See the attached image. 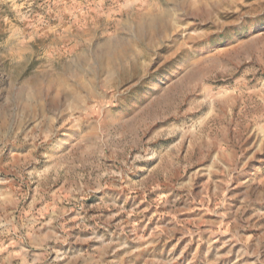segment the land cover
<instances>
[{
    "label": "rangeland",
    "instance_id": "obj_1",
    "mask_svg": "<svg viewBox=\"0 0 264 264\" xmlns=\"http://www.w3.org/2000/svg\"><path fill=\"white\" fill-rule=\"evenodd\" d=\"M186 1L0 0V264H264V0Z\"/></svg>",
    "mask_w": 264,
    "mask_h": 264
},
{
    "label": "bare ground",
    "instance_id": "obj_2",
    "mask_svg": "<svg viewBox=\"0 0 264 264\" xmlns=\"http://www.w3.org/2000/svg\"><path fill=\"white\" fill-rule=\"evenodd\" d=\"M175 1L176 0H170V2H175ZM188 2H189V0L186 1V3H188ZM168 18H170V13L168 10H162V9H160V8L158 9L156 7L151 8L148 11L144 12L143 14L135 17L133 19V22L135 24V26H134L135 37L133 39L132 38L123 39L119 35L116 39L113 37L115 39V42H116L115 45L118 48H121L119 52L117 51L118 53H114L113 46L111 45V43L108 42L105 45L104 57L107 59V61L111 65H113L111 68L114 70V68H116L118 66H120V67L124 66V64L126 62H128L129 60H131L132 58L139 60V59H137L139 56V52L135 48L137 43H140V44L144 45V47H147V48L156 44V39H159V37H161L166 32H168V30L171 26V22L168 21ZM156 29H158L159 32H156ZM124 30H126L128 34L132 33V31H133L132 26L130 24H126V26L124 27ZM116 48H114V49H116ZM132 61H133V59H132ZM115 71H117V70H115ZM52 76L56 80L55 81L56 83L53 82L51 79H50L51 81L48 80L49 83L46 82L47 85H45V86H47L48 90H51L52 86L57 84V82L59 85L58 92L60 94L64 93V92H69V93H65V95H68V97L71 95V92L69 91V86L71 84H75L77 87H80L82 90L86 89V85L83 84L82 80H81V77L83 75H52ZM112 76H114V75H112ZM111 77H109V78H111ZM31 85H32V87H35V88L38 86L40 87L42 85V82L39 78H36V80L33 81Z\"/></svg>",
    "mask_w": 264,
    "mask_h": 264
}]
</instances>
